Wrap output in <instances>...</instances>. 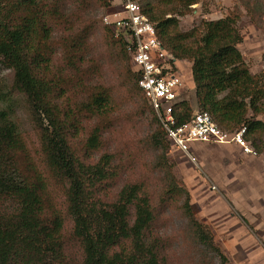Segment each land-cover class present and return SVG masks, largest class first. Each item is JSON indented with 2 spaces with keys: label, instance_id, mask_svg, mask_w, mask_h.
I'll list each match as a JSON object with an SVG mask.
<instances>
[{
  "label": "trees",
  "instance_id": "1",
  "mask_svg": "<svg viewBox=\"0 0 264 264\" xmlns=\"http://www.w3.org/2000/svg\"><path fill=\"white\" fill-rule=\"evenodd\" d=\"M85 1L0 0V63L12 72V88L25 99L41 157L40 163L32 155L12 119L8 97L0 92V264H179L174 239L158 223L160 213L178 199L194 246L216 264H228L208 229L193 217L171 163L155 166L166 181L157 199L145 182L114 186L120 174L116 152H101L103 133L111 126L110 93L101 84L84 82L99 72L86 55L98 21ZM95 1L108 6L107 0ZM198 1L140 0L139 6L171 57L191 63L199 111L221 130L244 126L246 140L261 153L264 123L256 117L264 113V69L253 76L242 58L238 14L179 30L177 17ZM79 19L84 25L74 29ZM102 29L107 44L127 60L122 38ZM128 79L149 109L151 147L167 153L172 144L137 87L134 70ZM77 89L86 91L87 99L71 104L67 94ZM89 115L106 122L84 136ZM172 115L180 125L191 119L192 110L181 101Z\"/></svg>",
  "mask_w": 264,
  "mask_h": 264
},
{
  "label": "rangeland",
  "instance_id": "2",
  "mask_svg": "<svg viewBox=\"0 0 264 264\" xmlns=\"http://www.w3.org/2000/svg\"><path fill=\"white\" fill-rule=\"evenodd\" d=\"M124 1L107 0L108 6L104 8L95 0L85 1L88 12L98 21L89 37L86 55L98 63L99 72L84 82L87 86L101 84L110 93L111 126L103 133L105 144L101 152H116L120 174L114 186L145 182L157 199L163 195L166 181L155 166L159 162L171 163L175 180L187 191L193 217L208 229L228 264H264V150L252 157L242 154L233 145L196 143L189 152L194 161L173 146L167 153L154 151L149 140V109L141 94L130 89L128 78L133 67L128 54L127 60L120 58L117 49L107 44L103 36L102 27L106 26L103 18L109 16L112 19L114 13H120ZM134 1L143 5L140 0ZM191 8L188 14L177 17L182 32L200 26L203 20L238 14L237 28L242 40L237 47L250 74H261L264 69V0H199ZM72 16L75 19V15ZM79 21H75L74 29L84 25ZM175 67L184 79L180 100L190 106L192 114L199 112L190 74L191 63L176 60ZM12 81V72L0 63V92L8 97L12 119L24 134L32 155L41 163V157L36 153L37 137L30 111L24 97L12 88ZM87 96L86 91L79 89L67 94L71 104L82 103ZM89 116L83 122L84 136L93 126L102 128L106 122L103 116ZM256 119L264 123V113ZM261 141L264 144V134ZM181 202L182 199H178L168 204L158 219L161 232L174 239L173 253L178 263L216 264L214 259L202 256L194 246Z\"/></svg>",
  "mask_w": 264,
  "mask_h": 264
},
{
  "label": "built area",
  "instance_id": "3",
  "mask_svg": "<svg viewBox=\"0 0 264 264\" xmlns=\"http://www.w3.org/2000/svg\"><path fill=\"white\" fill-rule=\"evenodd\" d=\"M103 18L115 37L122 38L126 51L137 74V87L157 117L172 146L189 155L196 143L233 145L242 154L255 157L257 151L245 138V127L228 132L221 130L204 111L192 114L190 120L175 123L173 108L181 102L184 79L177 72L174 60L158 39L154 25L142 13L139 4L125 0L120 13Z\"/></svg>",
  "mask_w": 264,
  "mask_h": 264
},
{
  "label": "crops",
  "instance_id": "4",
  "mask_svg": "<svg viewBox=\"0 0 264 264\" xmlns=\"http://www.w3.org/2000/svg\"><path fill=\"white\" fill-rule=\"evenodd\" d=\"M194 146V145H193ZM237 148V147H236ZM239 149V148H238ZM240 150V149H239Z\"/></svg>",
  "mask_w": 264,
  "mask_h": 264
},
{
  "label": "water",
  "instance_id": "5",
  "mask_svg": "<svg viewBox=\"0 0 264 264\" xmlns=\"http://www.w3.org/2000/svg\"><path fill=\"white\" fill-rule=\"evenodd\" d=\"M196 112H194L193 114H195Z\"/></svg>",
  "mask_w": 264,
  "mask_h": 264
}]
</instances>
